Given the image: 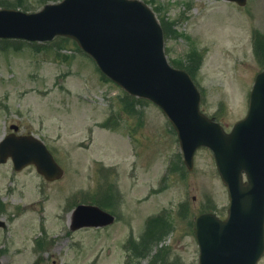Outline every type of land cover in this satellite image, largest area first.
<instances>
[{"label": "rangeland", "instance_id": "obj_1", "mask_svg": "<svg viewBox=\"0 0 264 264\" xmlns=\"http://www.w3.org/2000/svg\"><path fill=\"white\" fill-rule=\"evenodd\" d=\"M45 1L58 0H0V5L36 11ZM146 1L167 26V57L187 66L203 91L202 110L228 130L244 116L254 75L264 66L251 46L253 29L264 35V0H247L243 7L226 0ZM9 42L0 41V138L10 124L36 135L53 150L64 177L47 182L33 167L17 172L10 160L0 164V220L6 222L0 228L1 264H124L127 237L137 236L146 217L164 209L169 232L160 235L162 250L151 260L134 250L130 264H197L193 217L205 209L224 216L228 201L211 151L199 148L191 169L176 157L179 168L154 191L167 162L180 152L161 110L149 101L124 109L123 90L71 40L47 48ZM112 113V126H100ZM101 165L114 169L104 172L111 184L109 203L97 204L116 218L104 227L70 231L67 198L77 191L78 201L83 195L81 201L90 200ZM116 189L120 198L111 202ZM181 202L186 204L180 207ZM40 224L44 238L34 250Z\"/></svg>", "mask_w": 264, "mask_h": 264}, {"label": "water", "instance_id": "obj_2", "mask_svg": "<svg viewBox=\"0 0 264 264\" xmlns=\"http://www.w3.org/2000/svg\"><path fill=\"white\" fill-rule=\"evenodd\" d=\"M234 1L244 5L246 0ZM55 35L74 38L104 74L160 105L177 131L188 167L196 147L212 149L230 205L224 220L211 213L196 217L199 264H255L264 251V70L255 77L246 116L225 133L199 111V92L189 75L167 62L162 29L144 2L61 0L33 13L0 9V37L44 41ZM8 156L16 168L33 163L46 179L62 173L31 136L7 135L0 142V162ZM111 221L98 207L80 205L72 227Z\"/></svg>", "mask_w": 264, "mask_h": 264}, {"label": "trees", "instance_id": "obj_3", "mask_svg": "<svg viewBox=\"0 0 264 264\" xmlns=\"http://www.w3.org/2000/svg\"><path fill=\"white\" fill-rule=\"evenodd\" d=\"M19 5L21 6V4H19ZM23 8H26V6H24ZM163 27L165 28V30L167 29L166 24H163ZM254 40H255L254 41V43H255L254 44V52H255V55L258 57L259 63L261 64L262 62H264V35L258 31H255L254 32ZM58 42H60V40L55 42L56 46H60V44ZM195 54H196V52H195ZM173 63L181 66L180 64L177 63L176 60H173ZM191 63H192V59H191ZM185 68H187V66ZM133 101L134 100L129 99L128 97H125V99L123 100V103H124L123 108L128 110L129 107L133 104ZM156 228H155V230H156ZM150 250H151V248L148 247V248H146L145 252L147 253ZM142 252H143V254H140V255L146 254L144 251H142Z\"/></svg>", "mask_w": 264, "mask_h": 264}]
</instances>
